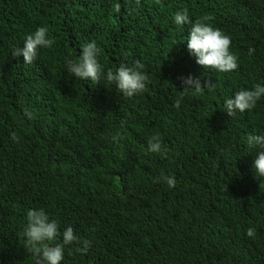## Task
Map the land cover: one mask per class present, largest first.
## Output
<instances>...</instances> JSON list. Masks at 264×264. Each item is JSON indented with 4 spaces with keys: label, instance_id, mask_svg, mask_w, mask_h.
I'll list each match as a JSON object with an SVG mask.
<instances>
[{
    "label": "trees",
    "instance_id": "obj_1",
    "mask_svg": "<svg viewBox=\"0 0 264 264\" xmlns=\"http://www.w3.org/2000/svg\"><path fill=\"white\" fill-rule=\"evenodd\" d=\"M185 8L230 34L236 71L197 64L191 25L174 23ZM40 26L55 43L25 64L12 52ZM92 41L105 72L140 60L147 90L126 98L115 84L69 74L66 60ZM189 76L215 90L189 91L177 109ZM256 84L264 0H0V264H35L23 229L27 210L39 208L61 232L72 226L93 242L87 253L67 246L61 264H264V176L254 167L260 149L247 145L264 134V98L233 117L224 108ZM157 133L161 153L148 147ZM165 175L175 188L157 182Z\"/></svg>",
    "mask_w": 264,
    "mask_h": 264
},
{
    "label": "clouds",
    "instance_id": "obj_2",
    "mask_svg": "<svg viewBox=\"0 0 264 264\" xmlns=\"http://www.w3.org/2000/svg\"><path fill=\"white\" fill-rule=\"evenodd\" d=\"M136 3L139 5L140 0H136ZM120 10V3H115L113 11L119 13ZM210 19L211 17L205 15L193 21L186 8L174 15L176 25L182 27L185 24L191 25L187 50L196 58L197 64L220 73L236 71L239 68V56L231 50L232 37L219 27H214L209 23ZM24 41L25 47L23 49L17 47L12 54L16 57L23 55L25 64L35 62L39 57L40 49L51 48L55 43L54 38H49L47 26L38 27L34 33L27 35ZM254 52V48L248 49L250 56ZM100 54V49L95 41L86 43L82 46V54L77 59L66 60V70L76 78L91 80L97 85L101 80H105L109 85L115 84L119 92L126 98L142 94L147 90L151 79L145 71V65L140 60H136L131 67L121 64L115 71L108 68L105 72L104 66L98 59ZM180 79L183 81L184 89L175 100L174 107L177 109L189 91L202 95L205 90L211 92L216 87V84L210 79L204 82L192 76ZM262 98H264V85L256 84L252 89L242 88L235 92L233 97L224 101L225 112L233 117L237 112L251 111ZM23 114L29 120L34 119L32 111L27 108L24 109ZM12 139L19 142L15 133H12ZM112 139L115 141L118 138L113 136ZM147 142L150 152L161 153L164 151L163 142L158 133L151 135ZM247 145L252 149H260L254 167L258 177L264 176V134H249ZM161 180L169 189L175 188L178 183L175 175L157 178V182ZM26 220L27 223L23 229V247L35 258V264H61L65 258L67 246L81 245L75 249L76 252L81 253H87L92 246L93 242L80 238L72 226L64 228L61 232L59 221L51 219L44 208L27 210ZM246 234L248 237H254L256 229L249 227ZM60 237H62V242H57ZM68 254H72L70 247Z\"/></svg>",
    "mask_w": 264,
    "mask_h": 264
}]
</instances>
